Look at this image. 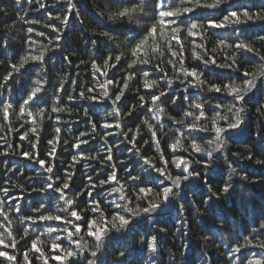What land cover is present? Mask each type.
Returning a JSON list of instances; mask_svg holds the SVG:
<instances>
[{"label": "trees", "instance_id": "16d2710c", "mask_svg": "<svg viewBox=\"0 0 264 264\" xmlns=\"http://www.w3.org/2000/svg\"><path fill=\"white\" fill-rule=\"evenodd\" d=\"M214 3L0 0V264H264V0Z\"/></svg>", "mask_w": 264, "mask_h": 264}, {"label": "snow or ice", "instance_id": "6c2138e0", "mask_svg": "<svg viewBox=\"0 0 264 264\" xmlns=\"http://www.w3.org/2000/svg\"><path fill=\"white\" fill-rule=\"evenodd\" d=\"M16 2L19 3L20 0H16ZM69 2H71V0H69ZM144 2H145V0H140V5H135V6H132V7L123 6V7L121 8V10H118L117 12H114V13L110 14L109 18H110V19H115V18H117V17H120V18H122V17H129V18H131L132 13H136V12L142 11L141 5H143ZM218 3H219V0H216V3L211 4V5H207V6H208V7H216ZM161 8H162V5H161ZM183 11H184V12H190V11H192V9H191V8H184ZM158 15H159V17L163 18V17L175 16V15H178V13H177V12H174V11H164V10H159V11H158ZM242 15H243V17H245V18H247V19H251V18H252V17L249 15V13H248L247 11H245ZM230 17H235V20H232V21H231L232 23H240V22H241L240 16H238V14H237L235 11H232V12L229 13L228 16H225V17H224V21H222V22H220V23H215V22H213V21H209V25H210L211 27H223V26H224V22L229 21V20H230ZM66 20H67V17H65V22H66ZM170 23H175V21H171ZM197 27H198V26H197L196 23H192V24H191V29H196ZM191 29L189 30V34H190V35L192 34ZM29 31H31V30H29ZM151 31L154 33V32H155V28L153 27V29H152ZM172 31H174V32H178V31H179V28L172 29ZM173 38L175 39V37H173ZM141 43H143V41H142ZM140 47H141L140 44H138V45L136 46V49L133 50V55H136V50H138ZM237 47H238V48H247L248 51H251V50H252L251 48H249V47H248L247 45H245V44H239V45H237ZM154 51H155V49H154ZM173 55H175L174 52H173ZM116 59L119 60L120 57L117 56ZM262 59H264V57H262ZM105 63H107V61H105ZM143 63H147V61H143ZM94 66H95V65H94ZM181 70H182V71H186V70L183 69V67L181 68ZM187 74H188V75H193V76L196 77L197 80H199V76H198V74L196 73V71H195L194 69H193L191 72H187ZM146 75H147V74H146ZM244 75H245V76H248V75H250V74H249V73H244ZM257 75H264V68H262V69L260 70V72L257 73ZM129 78H130V77H129ZM6 79H7V78H6ZM170 82H171V81H170ZM125 86H127V83H126ZM146 86L150 87L151 84L146 85ZM251 86H252V81H249V82L246 83L245 88L248 89V90H250ZM214 87H215V86H214ZM215 90H216V91H220L219 88H216ZM232 91H238V88H234V89H232ZM122 94H123V93H121V95H122ZM105 95H107V93H105ZM161 95H163V93H161ZM116 99L119 100V99H120V96H117ZM153 99H154V100H155V99H158V97H154ZM238 99L242 100V99H243V96H239ZM25 103L27 104V101H25ZM197 107H199V105H197ZM22 108H23V106H22ZM229 110L231 111V109H229ZM239 111H240V109H237V112H239ZM177 143H179V141H177ZM173 147H175V145H173ZM194 148H195L196 151H199V150H200L199 148H196L195 146H194ZM25 155H27V153H25ZM39 163H40L41 165H43V161H39ZM146 163H147V161H146ZM177 166L179 167V165H177ZM184 170L187 171V168L185 167ZM46 171L51 172L52 169H51V168H48V169H46ZM158 171H161V170L158 169ZM161 175H164L163 171H161ZM111 178H114V176L111 177ZM133 179H136V178L133 177ZM102 183H103V182H102ZM172 183L178 187V186H179V178H177V179H175V180H172ZM48 187L51 188L52 185L49 184ZM67 187H68V185L65 184V185H64V188H67ZM140 191H141V192H145V191L150 192L151 189H147V190H146V189H140ZM170 191H171V189H169V188H165V189H163V193H164V198H165V199L168 198V194H169ZM225 191H227V188H225ZM67 203H68V204H71L72 201L69 200ZM157 206H158V205L153 204V205L151 206V208H145V209H143V211H144L145 213H147V212H149V211L154 210ZM72 215H73V216H76V213L73 212ZM114 218H118V219H119L121 227H123V226H125V225H127V224L129 223V221H128L127 219H125V217L120 216L119 214H117L116 217H114ZM41 219H53V217H50V216H42ZM56 219H58V217H56ZM77 219H79V217H77ZM92 223H93L92 221L89 222V227H90V228H91V226H92ZM113 227H115V225H113ZM105 231H107V230H106V229H98L96 233L89 232V235H94V236H95V239H96L97 241H100V240L102 239V233L105 232ZM77 232H79V228H77ZM57 239H59V237H57ZM35 243H36V242L33 241V247H35ZM57 247H59V245L53 243V248H57ZM262 247H264V245H262ZM236 250L238 251L239 249H236ZM75 255H76V253H74V252H72V251H67V256L72 257V256H75ZM92 255L95 256L96 253L93 252ZM10 259H11V257H10ZM88 264H92V262L89 261ZM250 264H251V262H250Z\"/></svg>", "mask_w": 264, "mask_h": 264}, {"label": "clouds", "instance_id": "9594fccd", "mask_svg": "<svg viewBox=\"0 0 264 264\" xmlns=\"http://www.w3.org/2000/svg\"><path fill=\"white\" fill-rule=\"evenodd\" d=\"M110 19V18H109ZM137 23H139V21H137Z\"/></svg>", "mask_w": 264, "mask_h": 264}]
</instances>
